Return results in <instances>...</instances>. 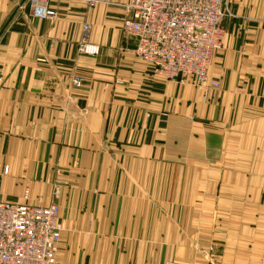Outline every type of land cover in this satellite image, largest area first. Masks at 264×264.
Wrapping results in <instances>:
<instances>
[{
	"label": "crops",
	"instance_id": "0c3cea01",
	"mask_svg": "<svg viewBox=\"0 0 264 264\" xmlns=\"http://www.w3.org/2000/svg\"><path fill=\"white\" fill-rule=\"evenodd\" d=\"M109 1L0 0V200L56 192L54 264H264V0L229 1L218 89L154 76Z\"/></svg>",
	"mask_w": 264,
	"mask_h": 264
},
{
	"label": "built area",
	"instance_id": "2783aa9c",
	"mask_svg": "<svg viewBox=\"0 0 264 264\" xmlns=\"http://www.w3.org/2000/svg\"><path fill=\"white\" fill-rule=\"evenodd\" d=\"M32 17L51 20L50 0H27ZM230 0H127L121 24L123 35L135 40L134 57L150 67L154 76L198 89H218L209 79L213 56L221 51L223 20ZM90 7L109 0H87ZM81 55L96 56L97 46L85 43L89 27L82 29ZM83 77L72 79L80 88ZM7 168H0L7 174ZM63 231L59 207L12 204L0 200V264H54ZM166 264H181L168 262Z\"/></svg>",
	"mask_w": 264,
	"mask_h": 264
},
{
	"label": "rangeland",
	"instance_id": "374dc122",
	"mask_svg": "<svg viewBox=\"0 0 264 264\" xmlns=\"http://www.w3.org/2000/svg\"><path fill=\"white\" fill-rule=\"evenodd\" d=\"M88 34V33H87ZM87 38H88V35H87ZM87 38H85V43H87V44H89V45H93V44H90V43H88L87 42ZM93 46H96V45H93ZM98 47V46H97ZM162 79V78H161ZM166 81V80H165ZM168 82V81H167ZM174 83V82H173ZM84 84V83H83ZM82 84V85H83ZM176 84H178V83H176ZM82 87V86H81ZM75 89H77V88H75ZM25 195L27 196V192L25 193ZM53 198H52V201H55L56 202V198H57V194H56V192L53 194V196H52Z\"/></svg>",
	"mask_w": 264,
	"mask_h": 264
}]
</instances>
